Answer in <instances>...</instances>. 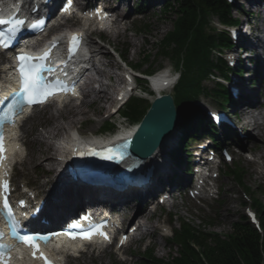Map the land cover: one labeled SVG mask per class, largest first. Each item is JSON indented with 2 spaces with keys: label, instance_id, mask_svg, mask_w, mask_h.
Here are the masks:
<instances>
[{
  "label": "trees",
  "instance_id": "1",
  "mask_svg": "<svg viewBox=\"0 0 264 264\" xmlns=\"http://www.w3.org/2000/svg\"><path fill=\"white\" fill-rule=\"evenodd\" d=\"M165 8L168 10L166 13H174L175 19L173 28L161 41L160 54L171 58L177 68L181 67L174 99L184 115H190L195 109L192 101L201 91L200 80L222 69L223 63L214 51L229 42L224 33H211L208 23L212 16L229 23L232 7L226 0H172ZM205 25L207 30L203 28ZM145 106L141 100L131 99L123 114L136 121L144 113ZM191 122L185 118L184 127ZM256 210L262 235L243 215L232 224V231L224 236L184 226L175 238L180 245L179 256L173 259L172 264H264V206L258 202ZM187 241L195 242L199 246L198 251ZM143 264L163 263L149 253Z\"/></svg>",
  "mask_w": 264,
  "mask_h": 264
},
{
  "label": "rangeland",
  "instance_id": "2",
  "mask_svg": "<svg viewBox=\"0 0 264 264\" xmlns=\"http://www.w3.org/2000/svg\"><path fill=\"white\" fill-rule=\"evenodd\" d=\"M132 1L135 3V0ZM238 4L243 6V10H247L244 0H241L240 2H238ZM132 8L133 7L131 5L124 7V9L126 10H130ZM123 12L125 11H121V13ZM233 14L237 16L239 15V13H237L236 10H234ZM173 19H175L174 13L164 14L158 9L152 8L151 11H147V16L140 23L134 24L129 20L125 21L126 26L130 31L125 32L124 36L110 37L109 35H107V38L111 39L108 40V43L112 47H115L116 49L122 52H125V49H128L127 58H126L128 63L139 62L143 58V53L144 52L148 53L149 58H147V61L141 67L140 69L141 71H146L148 65H150V68L152 69L153 68L156 69L160 67L169 68L171 64L170 61L156 54V44H158L162 36L172 28L171 26ZM103 51L106 52L104 48ZM106 54H107V58L110 59V55L107 52ZM112 59L113 57H111L110 61H112ZM113 73L116 74V70H113ZM96 78L98 79L101 78V80L107 83V77H99L98 75H96ZM207 87L208 88L212 87V83L207 82ZM201 98L202 97L197 99V103L200 101ZM257 98L259 99L260 102L262 101L260 96L257 95ZM210 100L213 102L212 99ZM108 104L109 103L107 104L101 103L98 105L96 103V104H92L91 106L89 105L85 106L84 109L87 110V114L88 115L90 114V117H95L97 120H99L98 118L108 111V107H107ZM92 109L94 111H97L98 114L93 113ZM260 111H262L264 114V110L262 108L260 109ZM38 122L39 123L43 122L45 124L50 123V121L47 118V113L45 112V110L38 111L31 119H29V124H37ZM60 122L63 125H65L61 120ZM101 124L102 123L99 121L91 122V124L87 125L89 127L85 131L86 134L97 128L96 126L100 127ZM38 128H39L38 130H40L41 132L43 131L41 127L38 126ZM244 132L248 133L247 129H244ZM252 134H254V132ZM37 149H38L37 145L34 144L32 150L36 151ZM233 154H238V153L233 152ZM236 160L239 161L240 166L243 168L244 183L247 186H251L255 193V188L257 184L253 182V178H252L253 176L251 173L252 167L245 165L244 160L241 159H236ZM22 170L23 171L20 173L21 177L15 178L16 182L20 180L34 182L36 178L42 176L41 173L42 171L33 166H30L25 170L22 168ZM42 180L43 179L38 181L39 184L44 183ZM220 184L223 194L220 203L217 204L216 206L215 212H214L215 206L213 204H207L205 210L199 211L196 204L191 202H184V205L181 208H179V210H177V213L180 215L179 217L186 219L190 225L194 226L197 229H204L206 231L216 232L221 235L230 232L232 223L237 221L240 215L243 214V208L253 204L251 198L249 197L250 194L249 195H245V193L243 194L242 190L244 191V189L241 188L236 183H234V181L231 178L222 176L220 178ZM256 197L259 198L264 204V190L261 189L257 190ZM229 199H232V201L228 202ZM177 203L178 205H182V200L178 199ZM227 205H229L230 208H227ZM167 210H170L172 213H175L174 208L172 209L168 208ZM194 216L197 218H195ZM161 220L162 219H159V221ZM208 220H211L212 224H207L206 221ZM161 240L163 239L160 238L159 235L156 236V238L154 239L155 244L152 246V248H154L156 256L166 258L168 252L175 250L172 249L169 243H166L164 240L163 241ZM134 261H136V257L131 259L130 261H125V262L116 261L112 256V254L105 253V255L102 256H88L85 262L72 261L69 264H132Z\"/></svg>",
  "mask_w": 264,
  "mask_h": 264
},
{
  "label": "bare ground",
  "instance_id": "3",
  "mask_svg": "<svg viewBox=\"0 0 264 264\" xmlns=\"http://www.w3.org/2000/svg\"><path fill=\"white\" fill-rule=\"evenodd\" d=\"M127 1V0H124ZM124 4H127L126 2H124ZM118 6V5H116ZM116 6H114V10H116ZM114 11L115 14V18L113 19L114 21V25L115 27L117 25L120 24V22L118 21V19L120 18V14ZM263 26H264V21H263ZM261 47H262V51L259 53L261 56L264 55V43H261ZM99 51H101L99 49ZM104 61L108 60L106 59L107 57L105 56V53H101ZM102 74V73H101ZM106 76H109V74H105ZM166 85L165 86H160V85H154L153 89L155 91H159L161 89L163 90H167L169 89L170 83L171 81L168 83V80L165 81ZM99 90H94L93 92L91 91H87V98L84 99L80 104L78 105H67L65 107L62 108H56V107H48L46 108H42L45 109V112L47 113V118L50 121L49 124H45V123H37V124H29V122H24L22 124V126L20 127L21 130V134L24 135V131H28L29 134H27L28 136H30V139H28L27 141H23V139L20 137L16 140V144H18V141H22V143L27 144V146L29 147V149L32 150V147L34 144L38 145L39 148L36 151H28L26 154H24L23 156H18L16 155H12L13 159H17V157H19V162H21V165L26 168L29 166H34L35 168H38L40 170H44L43 172L46 171H50L52 169H54L55 167H58V162H57V150L54 147V143L52 142L54 137L59 138V137H63V136H67L68 135V130H76L78 135H82V133L84 132L83 126H84V119H89L90 118V114H87V110L84 109L85 106H91L92 104H101V103H111L113 100V96L111 94L112 90L109 91V86H107L106 84L102 83L98 86ZM109 88V89H108ZM92 93V94H90ZM89 97L90 100L88 99ZM246 105V104H245ZM248 106L250 107L247 109H243L241 111L242 115H241V120H240V124L243 126V128L250 130L251 133H255V137L257 139L260 140V142H258V144L254 145L252 147V150L254 151L255 157H256V161L255 164L257 165V167L260 169L259 172L256 174V181H258L259 184H262L264 182V171L262 170V167L260 165V162H264V114L262 111H260V102L257 100V96L256 93H254L253 95L250 96V101ZM93 113H97V111H94L92 109ZM60 120L65 124L63 125ZM92 120V119H91ZM81 123L83 126H81ZM39 127H41L43 129V131L41 132L40 130H38ZM97 128H95L94 130H92L89 134L93 135L97 132V130H99L100 128L98 126H96ZM85 128V127H84ZM20 130H15V134H17V132H20ZM131 131L127 132L125 135H130ZM250 133V134H251ZM174 134L168 136L164 141H162L158 147L155 150V157H160L163 156L165 154V152H167V147L169 146L170 143V139ZM89 136V135H88ZM84 140V139H83ZM243 143H247L246 141H244ZM19 145V144H18ZM76 145L75 141H72L71 144L68 145V150H73V147ZM21 150V149H20ZM18 154H22V153H18ZM164 167H166L167 169H169L170 171H174L175 168L172 166L171 163H167L163 165ZM264 168V167H263ZM60 174H65V170L62 169V172ZM159 179H164V176L161 175L159 177ZM173 184V181L166 179V180H158L154 183V187L151 186L150 187V191L152 192L153 190L156 189V187L159 186H163L165 185L166 187H171V185ZM42 188V187H40ZM68 189L65 188H61L60 192L58 194V197H62L63 196V191ZM136 192L134 193L135 195H141L142 191L139 189L135 190ZM147 193L149 191H146ZM147 197H151V193H148V195H146ZM74 198V197H73ZM232 199H229L228 202H231ZM103 203H105V201H102ZM145 202V200H137L134 202L135 205H137L138 207H140L142 209V204ZM123 206H129V203L124 201L122 203ZM45 207L47 210L50 211L53 210L54 213H45L44 216L47 218H50L51 220H57V218H64L68 215V213L66 214L65 212H62L61 210H63V206L62 205H54L51 204L50 206H48V204H45ZM113 210H117V208L113 207ZM227 208H230L229 205H227ZM119 212V211H118ZM60 215H62V217H59Z\"/></svg>",
  "mask_w": 264,
  "mask_h": 264
},
{
  "label": "snow or ice",
  "instance_id": "4",
  "mask_svg": "<svg viewBox=\"0 0 264 264\" xmlns=\"http://www.w3.org/2000/svg\"><path fill=\"white\" fill-rule=\"evenodd\" d=\"M25 23L22 19H17L15 21L5 20L0 18V25L12 24V27L8 29V32H0V47H9L11 42L17 38L20 32L21 26ZM35 28L36 25H31ZM82 37L79 34H73L69 40V52L73 53L79 46ZM54 46V45H53ZM51 49L45 51L41 55H30L27 52H21L15 59L18 61L16 71L19 73L20 88L19 93L22 94V98L27 101L28 104L42 103L49 96L55 94L57 90L67 91V87L59 80L49 81L45 76V71L51 72L52 69L47 65V60L50 55ZM130 79V78H129ZM20 102L15 101L13 104L8 106L7 111L4 112L3 117L0 119L10 120L11 113L13 109L18 106ZM4 137L0 134V166H2L4 159H6L5 148L3 144ZM83 155V153H81ZM88 154L100 155L102 159H113L117 153L113 148H108L102 153H97L94 150L90 151ZM8 191L7 181H0V194H6ZM23 204V201L20 202ZM3 208L5 210V215L11 224V234L21 243L33 249V258L43 259L45 264H52L51 261L44 256L43 252H40V245L37 241L47 242L50 237L39 235V234H24L19 233L20 223L15 219L12 209L8 203L6 195H3ZM87 219V217H85ZM74 228H79V225H74ZM103 224L90 225L89 228L81 230L80 232L70 231L65 233H53V235H66L70 239H91L92 235H99L105 240L108 239L107 234L102 230ZM3 233H0L2 236ZM123 243V241H121ZM0 248L9 249L10 245H0ZM39 253V256H37ZM9 257L5 253H0V264H8Z\"/></svg>",
  "mask_w": 264,
  "mask_h": 264
},
{
  "label": "water",
  "instance_id": "5",
  "mask_svg": "<svg viewBox=\"0 0 264 264\" xmlns=\"http://www.w3.org/2000/svg\"><path fill=\"white\" fill-rule=\"evenodd\" d=\"M176 115L168 95L156 98L134 135L133 153L138 157L151 153L159 141L176 125Z\"/></svg>",
  "mask_w": 264,
  "mask_h": 264
}]
</instances>
